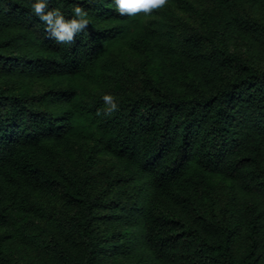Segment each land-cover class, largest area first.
Listing matches in <instances>:
<instances>
[{"label":"trees","instance_id":"obj_1","mask_svg":"<svg viewBox=\"0 0 264 264\" xmlns=\"http://www.w3.org/2000/svg\"><path fill=\"white\" fill-rule=\"evenodd\" d=\"M0 0V264H264V0ZM109 92L118 110L105 114Z\"/></svg>","mask_w":264,"mask_h":264},{"label":"clouds","instance_id":"obj_2","mask_svg":"<svg viewBox=\"0 0 264 264\" xmlns=\"http://www.w3.org/2000/svg\"><path fill=\"white\" fill-rule=\"evenodd\" d=\"M112 3L120 15L135 16L138 13L150 14L153 9L163 7L166 0H112ZM30 11L45 24L50 37L61 44L73 42L91 22L89 11L80 4L72 9L69 17L59 8L49 7V0H31ZM102 99L105 114L118 110L119 102L114 94L106 92Z\"/></svg>","mask_w":264,"mask_h":264}]
</instances>
